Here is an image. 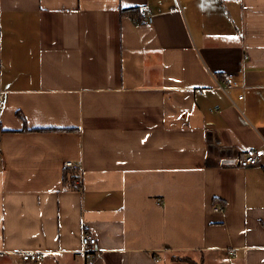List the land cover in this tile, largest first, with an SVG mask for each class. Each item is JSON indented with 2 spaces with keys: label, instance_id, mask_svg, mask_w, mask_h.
<instances>
[{
  "label": "crops",
  "instance_id": "obj_1",
  "mask_svg": "<svg viewBox=\"0 0 264 264\" xmlns=\"http://www.w3.org/2000/svg\"><path fill=\"white\" fill-rule=\"evenodd\" d=\"M0 91V264H264V0H0Z\"/></svg>",
  "mask_w": 264,
  "mask_h": 264
},
{
  "label": "built area",
  "instance_id": "obj_2",
  "mask_svg": "<svg viewBox=\"0 0 264 264\" xmlns=\"http://www.w3.org/2000/svg\"><path fill=\"white\" fill-rule=\"evenodd\" d=\"M139 15L143 22H152L153 20V13L151 9L147 6H142L139 9ZM235 84L236 83L232 80V76H226L225 78H223V80H218L216 82V87L222 90H227ZM240 98H243V95H241ZM4 100L5 95L3 92L0 91V108L3 107ZM263 154V150L257 148H249L240 155L239 164L241 166L257 165L261 162ZM66 165L67 167H79L78 163L72 161L66 162ZM215 210L221 211L223 210V206L216 205ZM82 243L85 247L84 252L89 253L90 251H92V249H90L89 247H92L96 244V238L89 231H84V233L82 234ZM228 253L229 255L234 256L236 254V251L235 249H231L228 251ZM22 257L26 261L38 263L41 258V254L39 252H24L22 254Z\"/></svg>",
  "mask_w": 264,
  "mask_h": 264
},
{
  "label": "trees",
  "instance_id": "obj_3",
  "mask_svg": "<svg viewBox=\"0 0 264 264\" xmlns=\"http://www.w3.org/2000/svg\"><path fill=\"white\" fill-rule=\"evenodd\" d=\"M64 177H65L64 178L65 182L71 184V186H73V187L74 186L75 187H79L81 185V181H79L81 175H80V172L78 170L72 171V172H69V171L67 172L66 171ZM185 260L188 261V262H190V263H192V264H202V261L197 262V261H195L193 259H190V258H185Z\"/></svg>",
  "mask_w": 264,
  "mask_h": 264
},
{
  "label": "water",
  "instance_id": "obj_4",
  "mask_svg": "<svg viewBox=\"0 0 264 264\" xmlns=\"http://www.w3.org/2000/svg\"><path fill=\"white\" fill-rule=\"evenodd\" d=\"M235 160L234 159H225L223 160V163H234Z\"/></svg>",
  "mask_w": 264,
  "mask_h": 264
}]
</instances>
